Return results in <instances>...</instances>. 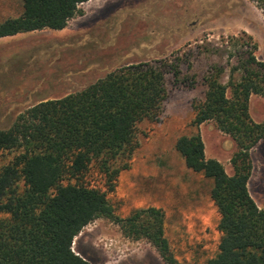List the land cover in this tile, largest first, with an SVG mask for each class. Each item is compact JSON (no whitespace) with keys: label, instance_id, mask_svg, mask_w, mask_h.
<instances>
[{"label":"trees","instance_id":"obj_1","mask_svg":"<svg viewBox=\"0 0 264 264\" xmlns=\"http://www.w3.org/2000/svg\"><path fill=\"white\" fill-rule=\"evenodd\" d=\"M22 1V13L0 23V37L63 29L84 14L81 4L88 0ZM259 4L264 10V0ZM230 42L229 60L236 59L229 79H222L223 65L211 66L204 99L193 102V124L212 120L235 141L233 173L207 158L200 133L179 136L175 147L188 168L213 183L221 237L207 264H264V208L248 185L251 151L264 141V121L250 113L251 96L264 97V60L257 58L258 43L246 32ZM180 60L117 66L83 89L29 105L9 127L0 128V151L15 152L0 167V264H93L73 244L84 227L102 217L117 222L126 237L146 239L165 264H181L166 236L162 208H137L121 217L110 200L139 147L138 123L158 120L168 96L166 76L178 78ZM94 171L102 183L94 180Z\"/></svg>","mask_w":264,"mask_h":264},{"label":"rangeland","instance_id":"obj_2","mask_svg":"<svg viewBox=\"0 0 264 264\" xmlns=\"http://www.w3.org/2000/svg\"><path fill=\"white\" fill-rule=\"evenodd\" d=\"M81 8L84 14L72 18L66 28L0 39V128L9 127L29 105L83 89L117 66L180 57L178 78L166 76L168 96L160 117L138 123L139 147L130 166L120 172L110 200L121 217L137 208H162L166 236L179 262L207 264L218 252L221 237L220 213L210 195L213 183L186 166L175 143L181 135L200 133L206 156L219 159L233 173L235 141L212 120L194 125L193 102L204 99L212 65H223L222 79L228 81L236 59L229 60L232 36L251 35L258 43L257 58L264 60V10L259 0H109L93 15L87 14L86 3ZM22 11V0H0V23ZM250 113L264 121V97L253 95ZM251 153L254 167L248 185L264 208V141ZM14 154L0 151V167ZM92 175L102 183L100 174ZM79 234L80 242L93 244L81 246L74 239V250H84L96 264L128 253L142 255L141 264H165L154 258L146 239L126 237L112 219L98 218Z\"/></svg>","mask_w":264,"mask_h":264},{"label":"crops","instance_id":"obj_3","mask_svg":"<svg viewBox=\"0 0 264 264\" xmlns=\"http://www.w3.org/2000/svg\"><path fill=\"white\" fill-rule=\"evenodd\" d=\"M109 0H102V2H100L99 4L97 5H93V0H88L84 3L87 4V10H90L89 12H87V14L89 13V15H93V14H96L98 11H100V9H102V7L105 6V4L108 2ZM82 3V4H84ZM66 28V27H65ZM6 37V36H4ZM3 38V37H0V39ZM254 95V94H253ZM253 95L251 96V99L250 101L252 100V97ZM20 112V111H19ZM256 121V120H255ZM258 122V121H257ZM205 143V142H204ZM205 152H206V149H205ZM208 158V157H207ZM217 159V158H216ZM219 160V159H218ZM220 161V160H219ZM81 234L77 235L75 237V240L78 239L79 241V245L81 246H84V245H88V244H93L91 243V241H81L80 242V239L82 238ZM74 240V242H75ZM151 244V243H150ZM152 245V244H151ZM152 247L154 248V258H158L159 260H162L160 254L158 253L157 249L152 245ZM74 249V248H73ZM84 251V250H83ZM82 250H78V251H75L76 253H78L79 255L83 256L84 258L88 259L90 261V259L84 254ZM143 256L142 255H136V254H132V253H128L126 255H122V256H119L118 258L116 259H113V260H110V259H106V258H103L105 260H103L102 262H97V264H141L140 262L142 261L143 262ZM163 261V260H162ZM92 262V261H90ZM164 262V261H163ZM93 264H96L94 262H92ZM144 263V262H143ZM165 263V262H164Z\"/></svg>","mask_w":264,"mask_h":264},{"label":"bare ground","instance_id":"obj_4","mask_svg":"<svg viewBox=\"0 0 264 264\" xmlns=\"http://www.w3.org/2000/svg\"><path fill=\"white\" fill-rule=\"evenodd\" d=\"M100 2H102V0H93V5H97V4H99Z\"/></svg>","mask_w":264,"mask_h":264},{"label":"water","instance_id":"obj_5","mask_svg":"<svg viewBox=\"0 0 264 264\" xmlns=\"http://www.w3.org/2000/svg\"><path fill=\"white\" fill-rule=\"evenodd\" d=\"M78 254V253H77Z\"/></svg>","mask_w":264,"mask_h":264}]
</instances>
